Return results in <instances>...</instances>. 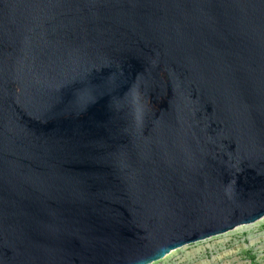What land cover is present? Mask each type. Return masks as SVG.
I'll return each instance as SVG.
<instances>
[{
    "label": "water",
    "instance_id": "water-1",
    "mask_svg": "<svg viewBox=\"0 0 264 264\" xmlns=\"http://www.w3.org/2000/svg\"><path fill=\"white\" fill-rule=\"evenodd\" d=\"M264 217V0H0V264H151Z\"/></svg>",
    "mask_w": 264,
    "mask_h": 264
},
{
    "label": "rangeland",
    "instance_id": "rangeland-1",
    "mask_svg": "<svg viewBox=\"0 0 264 264\" xmlns=\"http://www.w3.org/2000/svg\"><path fill=\"white\" fill-rule=\"evenodd\" d=\"M238 228L241 229L237 231ZM225 234L230 235L229 240L220 241L221 236ZM185 247H187L188 253L194 254L191 258L193 263L264 264V217L255 223L241 225L226 233L190 243L180 248ZM169 254L151 264H161L160 262ZM183 261L184 258L175 259L169 264H185Z\"/></svg>",
    "mask_w": 264,
    "mask_h": 264
},
{
    "label": "bare ground",
    "instance_id": "bare-ground-1",
    "mask_svg": "<svg viewBox=\"0 0 264 264\" xmlns=\"http://www.w3.org/2000/svg\"><path fill=\"white\" fill-rule=\"evenodd\" d=\"M241 228H238V230H240ZM222 238L220 239V241H227L229 240L230 238V235L229 234H225L223 236H221ZM194 256L193 253H188L187 252V247L185 248H180V249H177L175 251H173L172 253H170L162 262H160L161 264H169L172 260H175V259H183L184 258V261L183 263L185 264H202V263H193L191 262V258ZM182 261V260H181ZM181 264V263H180Z\"/></svg>",
    "mask_w": 264,
    "mask_h": 264
}]
</instances>
